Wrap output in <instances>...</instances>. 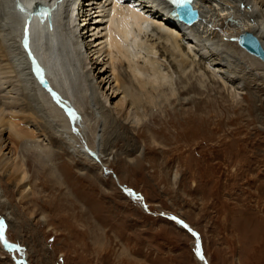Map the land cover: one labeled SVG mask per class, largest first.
<instances>
[{
  "label": "rangeland",
  "instance_id": "1",
  "mask_svg": "<svg viewBox=\"0 0 264 264\" xmlns=\"http://www.w3.org/2000/svg\"><path fill=\"white\" fill-rule=\"evenodd\" d=\"M104 23L98 38L109 17ZM156 60L173 85L144 119L123 115L114 126L91 106L93 90L79 74L70 82L77 120L43 90L45 114L0 127V219L7 242L22 248L10 249L0 233V264H264V79L234 90L222 83L223 71L192 64L178 74ZM253 67L264 78V68ZM119 100L108 107L123 112ZM46 114L83 148L100 140L109 160L71 156L51 140ZM14 126L29 129L30 142L18 143Z\"/></svg>",
  "mask_w": 264,
  "mask_h": 264
},
{
  "label": "bare ground",
  "instance_id": "2",
  "mask_svg": "<svg viewBox=\"0 0 264 264\" xmlns=\"http://www.w3.org/2000/svg\"><path fill=\"white\" fill-rule=\"evenodd\" d=\"M191 2L198 11V18L188 26L172 15L169 6L162 0H0V97L5 106L3 109L0 107V127L13 122L15 118L29 124L31 115L36 118L40 117L39 113L45 114L44 105L41 104L43 90L50 91L52 100L56 99L69 109V115L77 118L78 110L70 100L73 96L70 82L76 80L79 74L93 90L90 94L91 106L98 112L109 113L114 126L123 115L126 120L132 119L131 116L144 119L149 106L158 104L164 96V86L173 85L172 80L169 81V71H160L156 58L167 62L165 69L170 68L178 74L192 64L207 73H211V70L214 74L216 70L218 73L223 71L222 83L234 90L263 81L264 78L253 66L264 68V61L242 47L238 37L243 32H252L258 36L264 48V0ZM108 7L111 11L107 12ZM32 8L34 13H31ZM108 17L111 24L106 26L107 34L102 33V37L98 38L95 31L98 30L99 34L100 29H105L101 27ZM153 18L164 21L177 33L167 28L160 30L162 27L157 25L160 22L153 24L151 21H156ZM152 24L157 26L154 28ZM143 33H146L147 37L144 38L147 39L139 38ZM96 42L99 43L97 46ZM194 42L198 45L194 50H189L186 46ZM108 45L110 48H106ZM196 47L202 48L201 51ZM190 51L194 52V56ZM145 52L147 59L139 63L138 59ZM104 54L108 56L106 61L105 57L101 60ZM103 66H108L110 70ZM40 79L48 87H44ZM9 81L12 88L7 86ZM15 82L19 88H16ZM114 82L115 85H112ZM191 88L195 86L191 85ZM108 90L112 92L109 94ZM20 93L23 97H19ZM161 93L163 96L158 99L157 95ZM119 97L122 105H126L123 112L121 107L118 110V106L112 109L107 105L111 99ZM164 98L167 99L166 94ZM6 111L12 113L9 119L6 118L9 116ZM46 117L50 118V115ZM49 122L55 126L51 140L61 148L65 146V150L74 158L88 157L89 161L97 164L109 160L105 158L100 140L99 146L97 144L94 149L83 148L72 138L66 125L51 118ZM169 125L173 126L171 122ZM11 129L16 136L12 131L10 134L16 137L18 143L22 140L30 142L26 133L29 129L15 126ZM24 178L22 176L21 181ZM0 202L4 205L1 193ZM176 221L195 233L188 229L185 222ZM4 243H8L7 240ZM8 247L14 248L9 243ZM18 250L22 252V248ZM197 251L200 255V245Z\"/></svg>",
  "mask_w": 264,
  "mask_h": 264
},
{
  "label": "water",
  "instance_id": "3",
  "mask_svg": "<svg viewBox=\"0 0 264 264\" xmlns=\"http://www.w3.org/2000/svg\"><path fill=\"white\" fill-rule=\"evenodd\" d=\"M179 14L188 23L194 22L198 16L197 11L192 8L191 4H187L186 6L181 7ZM238 42L242 47L246 48L250 53L256 55L257 57H259L261 60L264 61V48L261 44L260 39L254 33L243 32L242 34L239 35ZM34 62H36V59H34ZM40 81L42 82L43 85L48 87L46 85L47 83L45 84V82H43L44 80L40 79ZM65 109L69 113V109L66 107H65ZM71 117L73 118V116H71ZM77 119H78V115H77V118H73V120H77ZM5 230H6V226L4 224V221L0 219V233H1L4 241L6 242ZM18 249H20V248L18 247Z\"/></svg>",
  "mask_w": 264,
  "mask_h": 264
},
{
  "label": "snow or ice",
  "instance_id": "4",
  "mask_svg": "<svg viewBox=\"0 0 264 264\" xmlns=\"http://www.w3.org/2000/svg\"><path fill=\"white\" fill-rule=\"evenodd\" d=\"M172 2L178 6H183L185 3H190V0H172Z\"/></svg>",
  "mask_w": 264,
  "mask_h": 264
}]
</instances>
